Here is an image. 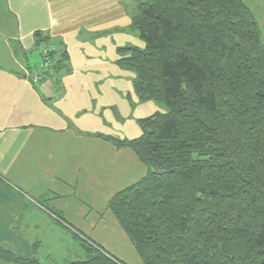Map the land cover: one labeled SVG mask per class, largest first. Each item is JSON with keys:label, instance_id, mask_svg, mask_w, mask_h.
I'll use <instances>...</instances> for the list:
<instances>
[{"label": "trees", "instance_id": "1", "mask_svg": "<svg viewBox=\"0 0 264 264\" xmlns=\"http://www.w3.org/2000/svg\"><path fill=\"white\" fill-rule=\"evenodd\" d=\"M244 1L143 0L129 12L143 47L117 48L116 65L139 102L165 112L138 120L136 139L94 137L146 168L107 203L142 264H264V46ZM32 40L38 70L19 53L30 82L59 86L65 48L43 32ZM87 243L69 264H123ZM0 263L39 264L2 247Z\"/></svg>", "mask_w": 264, "mask_h": 264}, {"label": "crops", "instance_id": "2", "mask_svg": "<svg viewBox=\"0 0 264 264\" xmlns=\"http://www.w3.org/2000/svg\"><path fill=\"white\" fill-rule=\"evenodd\" d=\"M140 1L0 0V247L16 257L69 264L92 242L142 264L107 203L146 168L94 137L136 139L138 120L165 112L139 102L134 75L116 65L117 48H142L129 32ZM36 32L63 45L71 68L38 91L19 55L33 50Z\"/></svg>", "mask_w": 264, "mask_h": 264}, {"label": "rangeland", "instance_id": "3", "mask_svg": "<svg viewBox=\"0 0 264 264\" xmlns=\"http://www.w3.org/2000/svg\"><path fill=\"white\" fill-rule=\"evenodd\" d=\"M244 4L247 6V8L252 13L255 21L258 24L259 33H260V39L264 46V0H245ZM139 46L143 47V43L138 40ZM130 46V45H127ZM132 46H135L133 44ZM40 51L39 50H32V53L29 55V65L31 66L32 70H38L41 58H40ZM37 68V69H36ZM162 110L165 111L163 105H158Z\"/></svg>", "mask_w": 264, "mask_h": 264}, {"label": "built area", "instance_id": "4", "mask_svg": "<svg viewBox=\"0 0 264 264\" xmlns=\"http://www.w3.org/2000/svg\"><path fill=\"white\" fill-rule=\"evenodd\" d=\"M42 74V71L40 70V71H36V72H34V74L31 76V78H32V81L33 82H36V81H38L39 79H40V75Z\"/></svg>", "mask_w": 264, "mask_h": 264}]
</instances>
